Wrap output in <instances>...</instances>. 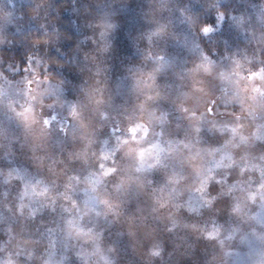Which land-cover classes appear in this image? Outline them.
<instances>
[{"label": "clouds", "instance_id": "1", "mask_svg": "<svg viewBox=\"0 0 264 264\" xmlns=\"http://www.w3.org/2000/svg\"><path fill=\"white\" fill-rule=\"evenodd\" d=\"M0 264H264V0H0Z\"/></svg>", "mask_w": 264, "mask_h": 264}]
</instances>
